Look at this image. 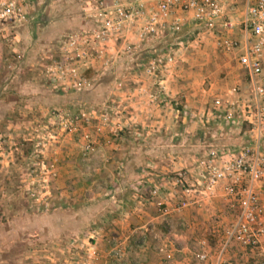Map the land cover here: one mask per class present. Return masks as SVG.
I'll return each mask as SVG.
<instances>
[{
	"label": "rangeland",
	"instance_id": "1",
	"mask_svg": "<svg viewBox=\"0 0 264 264\" xmlns=\"http://www.w3.org/2000/svg\"><path fill=\"white\" fill-rule=\"evenodd\" d=\"M89 1L92 0L50 1L46 6L50 8L43 14L45 25L38 24L41 32L31 39V65L26 64L28 55L16 51L10 42L15 37L13 29L0 27L5 30L3 34L11 36L1 45L10 49L9 60H3L6 53L0 59V264H90L95 232L82 226H87L98 204L75 203L61 194V190L72 185L70 180H64L65 175L61 177L63 168L70 169L65 165L72 163L73 156L90 158L81 161L76 169L89 177L94 167L101 168L102 176L108 175L106 153H116L118 163H113L111 172L119 176L125 169L119 162L120 148L116 147L123 144H140L142 160L149 158L163 164L174 147L188 153L191 145L201 142L203 153L239 150L253 146L258 139L264 144V131L259 134L243 119L246 106L256 102L247 71L241 67L223 72L216 64H208L212 60H232L237 65V52H221L214 38L201 31L188 37H166L170 39L162 47L164 50L151 48L166 38L144 42L141 51L131 54L124 50L117 62L112 58L107 64L105 58L101 72L85 71L84 63L71 61L66 44L70 36L80 33L72 32L75 25L82 23ZM191 45L204 54L196 53ZM141 52L149 58H136ZM73 66L79 68L85 80L81 88L67 74ZM121 66L128 68L122 70L121 74H125L117 76L119 79L108 91L104 82L106 70L113 69L117 75ZM168 78V83H162ZM199 81L206 83L200 85ZM261 81L264 85V78ZM139 85H146L141 94L151 109L195 112L187 117L190 131L184 129L180 117L174 133L141 134L135 126L125 125L126 109L122 104L127 100L126 94L132 96ZM85 90L88 91L82 96V103L66 101L65 96ZM217 99L224 101L223 109L216 108ZM229 110L236 114V125L224 119ZM184 134L190 137L187 144H182ZM210 144L213 146L209 149ZM89 145L91 150L87 151ZM68 148L79 153L67 156ZM132 167L135 169L136 165ZM103 198L101 203L106 201Z\"/></svg>",
	"mask_w": 264,
	"mask_h": 264
},
{
	"label": "crops",
	"instance_id": "2",
	"mask_svg": "<svg viewBox=\"0 0 264 264\" xmlns=\"http://www.w3.org/2000/svg\"><path fill=\"white\" fill-rule=\"evenodd\" d=\"M50 1L34 0L29 9L27 20L9 26L14 31L12 35H15L10 42L14 43L16 51L23 52V56L28 55L26 57L27 65L32 64L30 60L34 57L31 39L39 36L41 30L38 24H44L43 14H45V9L50 8L46 7L49 6ZM87 7L88 4L84 8L85 15L82 23L77 24L80 33L88 31L87 28L90 23L92 28L94 25L91 17L93 11L91 12ZM49 21H51L50 18L47 21L48 24ZM86 22L87 24L83 25ZM138 29L139 27H136L128 31L126 36L131 44L136 45L137 49L139 47L142 49L144 42L140 40L137 34ZM0 31V59L6 53L3 60H9L7 57L11 53L10 49L8 47L5 49L1 45L11 36L3 34L2 32L5 30L0 29ZM191 47L196 48L194 45ZM123 48L122 42L111 43L109 55H105L103 59L84 63L82 65L83 70L103 71L102 61L105 58H108V61H111L112 58L117 59V57L120 59ZM192 50L204 54L197 48H192ZM212 61L208 64H216L220 70H224L223 72H226L225 70L235 71L242 67L237 58V65L232 60ZM242 69L244 68L242 67ZM169 81L168 78L162 83ZM198 83L203 85L206 82L199 81ZM139 86L140 89L132 96L130 93L126 94L127 100L125 104H122L126 109L125 125L135 126L141 134L167 133V131L174 133L176 132L177 119L180 117L184 129L190 131L187 125V117L195 114V112L191 110L179 114V111L174 112L169 110L170 108L164 110L165 107H162V110L151 109L149 101L141 94L145 92L146 85ZM185 97L189 99L190 96L185 95ZM189 138L185 135L182 144H187ZM200 143L191 145L193 148L188 152L189 154L175 149V147L172 148L174 150H169L168 160L164 164L149 158L142 160L139 156L142 149L140 144L120 145L116 148H120L119 162L125 170L119 176L111 172L113 163H118V154L116 153H106L108 165L105 164L106 167H104L108 169V175L104 174L103 176L100 167H94V173L89 177L79 173L76 170L77 166L80 165L81 161H90V158L71 157V159L73 158L72 163L65 165L70 169L63 168L61 179L65 175L64 180H70L72 185L69 187L70 190H61V194L68 197L67 200L71 201L72 199L75 203L84 204L95 201L98 204V207L92 210V216L87 226H82L95 232L96 240L92 243L94 251H92L89 260L90 264H198L196 253L203 249L210 252L216 251L223 240V232L233 221L235 215L231 200L224 195L226 183L221 185L216 196L212 199L193 204L183 210H176L178 205L176 198L180 195L181 190L173 185L172 179L181 171L186 172L193 185L204 181L202 173L205 169L202 160H207L213 150L208 152L205 150L202 153L201 150H203L204 145ZM172 144L177 143L173 141ZM212 146L210 144L209 149ZM261 146L264 150V144ZM68 150L67 156L68 154L76 155L79 153L69 148ZM62 158L65 159L63 156ZM98 158L102 161L99 156ZM134 164L136 165L135 169L132 167ZM91 176L93 177L90 178ZM156 188L160 189V196L154 195ZM173 192L176 193V198H174ZM103 197H106V201L101 203ZM197 198L198 200L204 199L201 195ZM118 245L121 248L120 262L111 255ZM225 264H264V246L252 249L234 244L230 248Z\"/></svg>",
	"mask_w": 264,
	"mask_h": 264
},
{
	"label": "built area",
	"instance_id": "3",
	"mask_svg": "<svg viewBox=\"0 0 264 264\" xmlns=\"http://www.w3.org/2000/svg\"><path fill=\"white\" fill-rule=\"evenodd\" d=\"M34 0H0V27L20 24L27 20ZM93 14V28L70 36L66 44L69 59L76 63L103 59L109 55L111 43L122 42L123 51H137L127 32L139 27L142 42L157 41L174 35L185 27H194L214 38L218 50L237 52L239 64L247 71L254 87L255 105L246 106L243 119L253 125L259 134L264 131V0H92L88 2ZM195 31V32H196ZM108 59V58H107ZM107 64L109 61L107 60ZM78 67H69L67 74L75 78L74 85L82 87L85 80ZM65 75V71L62 70ZM217 109L225 107L224 101H215ZM224 119L236 124L235 112L226 111ZM91 146L87 147V151ZM93 150V149H92ZM203 183H190L186 172L172 179L180 188L176 210L216 196L226 183L225 196L231 200L235 215L223 232V240L215 252L196 253L198 264H225L234 244L244 248L264 246V150L261 140L253 146L239 150H213L207 160H202ZM155 196H160L156 188ZM203 196L198 200L197 196ZM121 261L118 245L111 254Z\"/></svg>",
	"mask_w": 264,
	"mask_h": 264
},
{
	"label": "trees",
	"instance_id": "4",
	"mask_svg": "<svg viewBox=\"0 0 264 264\" xmlns=\"http://www.w3.org/2000/svg\"><path fill=\"white\" fill-rule=\"evenodd\" d=\"M86 24H87V22L85 24H83V25H86ZM75 27L77 29L76 30H73L72 33L79 32V30H78L79 26L76 25ZM91 28H92V25L90 23L89 24V27L87 28V30H89ZM195 31L196 30H195L194 27H189L188 26V27L183 28L182 30H180L179 32H177L176 34H174L173 36L172 35H168V36H171L170 38L181 37V36L188 37L191 33L195 32ZM197 32H199V31L197 30ZM168 36H166V37H168ZM166 37H164V38H166ZM170 38H166L165 40H163V42H160V44L156 45L154 48H151V49H155L156 51H158L162 47H166V45L169 42V39ZM164 43H166V44L164 45ZM164 49L165 48H162V50H164ZM144 51H147V50H144ZM148 51H150V50H148ZM136 58H140V61H141L143 59H148L149 57L144 52H141V54L140 55H137ZM135 64H137V62L136 63H133V64H130L129 67L132 68V66L135 65ZM125 67L128 68V66H121V68H117V75L115 74L116 72L113 69H111V68H110L111 70H109V71L106 70L104 82L107 83L106 85L108 86L107 87L108 88V91L111 89L112 86L114 87V85L116 84L117 79H119L117 76L121 77V76H123L125 74V72H124V74H121L122 73V70L123 71L125 70ZM87 73H88L89 76H91V72H87ZM90 79L91 78H89L87 80H90ZM90 82H91V80H90ZM91 84H92V82H91ZM96 85H98V83H96ZM90 86H94V85H90ZM87 91L88 90H85L84 92L77 91L74 94H71L69 96H65L66 97L65 99H66V101H68L70 103H73L74 101H78V102L82 103V101H81L82 99L81 98H82V96L87 95ZM74 107H76V105H74ZM69 108H73V106H71ZM55 214H58L57 211H56Z\"/></svg>",
	"mask_w": 264,
	"mask_h": 264
}]
</instances>
